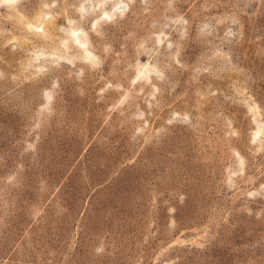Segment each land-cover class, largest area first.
<instances>
[{
    "label": "rangeland",
    "instance_id": "obj_1",
    "mask_svg": "<svg viewBox=\"0 0 264 264\" xmlns=\"http://www.w3.org/2000/svg\"><path fill=\"white\" fill-rule=\"evenodd\" d=\"M0 264H264V0H0Z\"/></svg>",
    "mask_w": 264,
    "mask_h": 264
}]
</instances>
